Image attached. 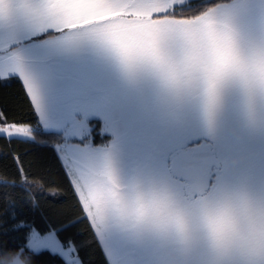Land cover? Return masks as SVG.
<instances>
[{
    "label": "snow or ice",
    "instance_id": "obj_1",
    "mask_svg": "<svg viewBox=\"0 0 264 264\" xmlns=\"http://www.w3.org/2000/svg\"><path fill=\"white\" fill-rule=\"evenodd\" d=\"M200 8H211L241 39L257 28L264 30V0H188L187 10ZM35 15L49 24L53 19L44 11ZM53 31L54 27L42 35ZM37 39L24 26L0 32V141L7 138L11 149L12 138L21 137L16 143L26 145L22 152L0 151V260L23 252L31 264H164L167 255L159 234L105 222L82 192L79 178L84 170L101 161L110 164L112 147L121 151V145L116 138L107 144H93L91 117L101 118L100 134L104 133L99 111L73 106L64 116L49 117L39 78L21 70L22 54L34 59L43 55ZM46 73L49 95L59 107L104 95L79 69L47 67ZM11 75L19 77L21 94L10 91L15 87ZM104 102L120 103L115 99ZM16 104H27L30 120L10 119ZM230 135L226 130V140ZM208 141L214 145L217 135ZM206 147L197 138L184 136L171 148L174 171L170 177L193 207L209 188L229 184V180L244 181L248 169L247 160L240 158L228 176H218L209 186L207 174L202 173L198 185L193 186L192 175L177 168L175 159L195 156Z\"/></svg>",
    "mask_w": 264,
    "mask_h": 264
},
{
    "label": "crops",
    "instance_id": "obj_2",
    "mask_svg": "<svg viewBox=\"0 0 264 264\" xmlns=\"http://www.w3.org/2000/svg\"><path fill=\"white\" fill-rule=\"evenodd\" d=\"M3 1L0 0V32L6 34L14 27L24 26L30 35L37 37L55 28L57 37L37 43L44 50L41 57L34 59L22 54L21 70L39 78L50 118L66 115L73 106L103 114V135L100 134L101 118L91 117L90 122L100 138L93 144L119 140L121 151L112 147L110 163L118 187L131 190L138 184L159 183L186 201V194L170 177L174 171L171 148L177 139L192 136L207 147L192 157L177 156L175 165L190 172L193 186L198 185L202 173L207 174L211 186L218 176L231 173L237 159L244 158L248 162L244 181L229 180V184L209 188L204 194L223 188H245L254 195H264V119L253 126L244 125L239 98L233 94L223 97L219 113L213 111L206 122L190 104L162 93L150 78L133 79L118 73L96 47L108 33L135 30L152 38L155 51L173 57L188 40L192 22L206 16L211 9L199 18L180 21L154 17L188 1L10 0L6 8ZM41 11L52 15L50 24L36 17ZM258 29L245 39L230 32L244 45ZM47 67L81 70L99 86L103 97H84L67 107L55 105L47 89ZM106 99L120 103L110 105L104 102ZM226 130L231 134L227 140ZM216 135L217 142L213 145L208 139Z\"/></svg>",
    "mask_w": 264,
    "mask_h": 264
},
{
    "label": "clouds",
    "instance_id": "obj_3",
    "mask_svg": "<svg viewBox=\"0 0 264 264\" xmlns=\"http://www.w3.org/2000/svg\"><path fill=\"white\" fill-rule=\"evenodd\" d=\"M190 36L173 57L155 51L152 38L135 30L111 32L96 45L116 71L150 78L162 93L190 104L206 122L225 95L240 101L241 120L264 119V30L241 45L211 11L189 26ZM93 210L107 223L144 228L161 236L164 264H264V195L245 188L204 194L193 207L165 185L116 184L111 164L98 162L79 178ZM0 264H31L23 252Z\"/></svg>",
    "mask_w": 264,
    "mask_h": 264
},
{
    "label": "trees",
    "instance_id": "obj_4",
    "mask_svg": "<svg viewBox=\"0 0 264 264\" xmlns=\"http://www.w3.org/2000/svg\"><path fill=\"white\" fill-rule=\"evenodd\" d=\"M187 3L184 5L173 7L167 13L160 15V16H156L154 17V19H170V20L187 21V20L199 18L200 16H202L203 14H205L207 11L211 9V8H200L198 10L193 9L190 11V10H187ZM57 36H58V33H52L51 35H48V36L39 35L37 36L38 38L37 43L53 39ZM9 80L15 85V87L10 91L13 92L14 94H21L20 93V79L16 76H11L9 77ZM10 119H15L18 122L30 120L29 108L27 104H16L13 107V110L10 114ZM40 130H42V128ZM36 131H37L36 125L33 124L32 129H31L32 134L35 135ZM12 140H13V147L11 149H9V147L7 146V138H5L4 141H0V151L8 152V151L15 150V151L22 152L25 149L26 145L16 143V141L19 139L12 138ZM99 140L100 138L96 134V129H95L93 143L97 144ZM7 162L11 163V159H9Z\"/></svg>",
    "mask_w": 264,
    "mask_h": 264
},
{
    "label": "rangeland",
    "instance_id": "obj_5",
    "mask_svg": "<svg viewBox=\"0 0 264 264\" xmlns=\"http://www.w3.org/2000/svg\"><path fill=\"white\" fill-rule=\"evenodd\" d=\"M20 1H24V0H20ZM183 0H180L179 2H182ZM187 2L188 0H184L183 2ZM9 4H10V0H4L3 1V6H4V8H6V6H8L9 7ZM7 28H9V27H5V29H7ZM52 33H57V32H52ZM42 35V34H41ZM42 128V127H41ZM43 129V128H42ZM13 138H17V139H21V137H13Z\"/></svg>",
    "mask_w": 264,
    "mask_h": 264
}]
</instances>
